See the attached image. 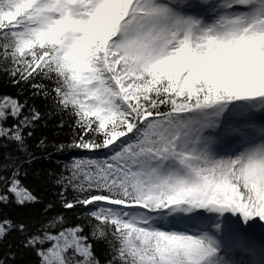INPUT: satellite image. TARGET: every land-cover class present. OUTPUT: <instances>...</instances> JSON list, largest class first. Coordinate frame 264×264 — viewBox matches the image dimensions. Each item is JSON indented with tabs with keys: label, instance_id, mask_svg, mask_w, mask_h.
Returning a JSON list of instances; mask_svg holds the SVG:
<instances>
[{
	"label": "snow or ice",
	"instance_id": "obj_1",
	"mask_svg": "<svg viewBox=\"0 0 264 264\" xmlns=\"http://www.w3.org/2000/svg\"><path fill=\"white\" fill-rule=\"evenodd\" d=\"M0 77V264H264V0H0Z\"/></svg>",
	"mask_w": 264,
	"mask_h": 264
},
{
	"label": "trees",
	"instance_id": "obj_2",
	"mask_svg": "<svg viewBox=\"0 0 264 264\" xmlns=\"http://www.w3.org/2000/svg\"><path fill=\"white\" fill-rule=\"evenodd\" d=\"M13 92L14 89L8 87L6 88L3 82V78L0 77V92ZM46 133L50 136H54L55 135V129L54 127H52L51 125L49 126V128L46 130ZM38 155H43L42 153H37ZM65 159V157L62 156H53V162H55L56 160H60L63 161ZM49 166V162L47 160H41L39 164H37V167H48ZM52 191L54 190H50V189H45L44 192H42V195L45 196L46 199H52ZM72 214L69 213V216H71Z\"/></svg>",
	"mask_w": 264,
	"mask_h": 264
}]
</instances>
